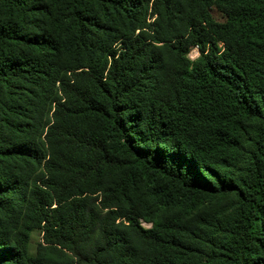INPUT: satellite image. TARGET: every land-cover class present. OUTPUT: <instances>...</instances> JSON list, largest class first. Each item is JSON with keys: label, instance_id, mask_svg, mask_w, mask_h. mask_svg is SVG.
Returning a JSON list of instances; mask_svg holds the SVG:
<instances>
[{"label": "trees", "instance_id": "trees-1", "mask_svg": "<svg viewBox=\"0 0 264 264\" xmlns=\"http://www.w3.org/2000/svg\"><path fill=\"white\" fill-rule=\"evenodd\" d=\"M0 264H264V0H0Z\"/></svg>", "mask_w": 264, "mask_h": 264}, {"label": "rangeland", "instance_id": "rangeland-1", "mask_svg": "<svg viewBox=\"0 0 264 264\" xmlns=\"http://www.w3.org/2000/svg\"><path fill=\"white\" fill-rule=\"evenodd\" d=\"M211 15H212V18L216 22H223L224 21L221 14L215 9H213L211 11ZM197 57H198V52L195 49H192L190 54H189V58L191 60H193V59H196ZM144 227H148V226L144 225ZM40 241H41V233L39 231L33 232L31 234L30 241H29V253L30 254L35 253L36 244Z\"/></svg>", "mask_w": 264, "mask_h": 264}]
</instances>
